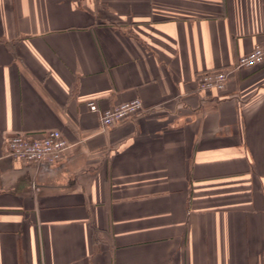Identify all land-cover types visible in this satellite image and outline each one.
Returning <instances> with one entry per match:
<instances>
[{
    "label": "crops",
    "instance_id": "crops-1",
    "mask_svg": "<svg viewBox=\"0 0 264 264\" xmlns=\"http://www.w3.org/2000/svg\"><path fill=\"white\" fill-rule=\"evenodd\" d=\"M258 45L264 0H0V264H264V63L198 84Z\"/></svg>",
    "mask_w": 264,
    "mask_h": 264
},
{
    "label": "built area",
    "instance_id": "built-area-1",
    "mask_svg": "<svg viewBox=\"0 0 264 264\" xmlns=\"http://www.w3.org/2000/svg\"><path fill=\"white\" fill-rule=\"evenodd\" d=\"M263 63L264 45H258L251 53L241 56L231 68L201 74L198 78L199 89L201 92L224 91L232 74L243 69L255 68ZM88 107L91 112L100 114L104 130H110L146 112L140 99L122 103L105 111H101L95 102H89ZM69 149L70 145L62 132L55 130L42 138H33L25 134L10 138L7 155L28 164L55 165L66 159Z\"/></svg>",
    "mask_w": 264,
    "mask_h": 264
}]
</instances>
